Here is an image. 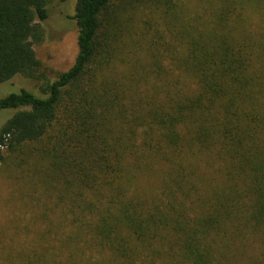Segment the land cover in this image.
<instances>
[{
	"label": "trees",
	"instance_id": "obj_1",
	"mask_svg": "<svg viewBox=\"0 0 264 264\" xmlns=\"http://www.w3.org/2000/svg\"><path fill=\"white\" fill-rule=\"evenodd\" d=\"M48 2L0 0V264H264V0H76L54 80Z\"/></svg>",
	"mask_w": 264,
	"mask_h": 264
},
{
	"label": "rangeland",
	"instance_id": "obj_2",
	"mask_svg": "<svg viewBox=\"0 0 264 264\" xmlns=\"http://www.w3.org/2000/svg\"><path fill=\"white\" fill-rule=\"evenodd\" d=\"M76 0L60 2L49 0L47 9L49 18L41 23L44 40L34 46L36 58L40 63V72L46 78L54 80L60 73L68 70L74 63L77 53V27L74 19ZM38 85L20 76L0 86V97L21 88L39 93ZM11 111L0 112V128L12 115ZM2 151V149H0ZM9 166V165H8ZM4 167L6 170L7 167ZM7 177V176H5ZM0 176V229L12 226L11 223L29 224L33 213L27 210L24 202L18 199V193L10 184L11 180ZM35 210V209H33ZM29 235L26 239H31Z\"/></svg>",
	"mask_w": 264,
	"mask_h": 264
}]
</instances>
